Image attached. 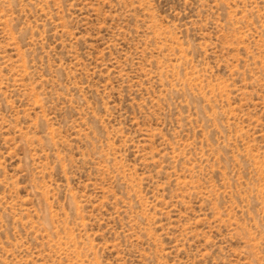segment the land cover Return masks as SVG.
Returning <instances> with one entry per match:
<instances>
[{
	"label": "rangeland",
	"instance_id": "obj_1",
	"mask_svg": "<svg viewBox=\"0 0 264 264\" xmlns=\"http://www.w3.org/2000/svg\"><path fill=\"white\" fill-rule=\"evenodd\" d=\"M0 264H264V0H0Z\"/></svg>",
	"mask_w": 264,
	"mask_h": 264
}]
</instances>
